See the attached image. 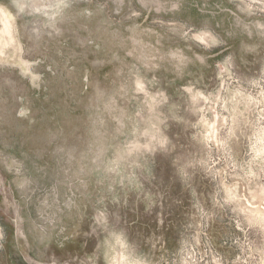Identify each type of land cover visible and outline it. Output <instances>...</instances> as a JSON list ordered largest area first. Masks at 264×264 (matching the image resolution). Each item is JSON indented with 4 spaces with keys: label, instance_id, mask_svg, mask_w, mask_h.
Segmentation results:
<instances>
[{
    "label": "rangeland",
    "instance_id": "1",
    "mask_svg": "<svg viewBox=\"0 0 264 264\" xmlns=\"http://www.w3.org/2000/svg\"><path fill=\"white\" fill-rule=\"evenodd\" d=\"M0 7V264H264V0Z\"/></svg>",
    "mask_w": 264,
    "mask_h": 264
},
{
    "label": "bare ground",
    "instance_id": "2",
    "mask_svg": "<svg viewBox=\"0 0 264 264\" xmlns=\"http://www.w3.org/2000/svg\"><path fill=\"white\" fill-rule=\"evenodd\" d=\"M0 20L3 22V28L0 29V48L3 51L7 45L15 43V39L10 18L2 7H0Z\"/></svg>",
    "mask_w": 264,
    "mask_h": 264
}]
</instances>
